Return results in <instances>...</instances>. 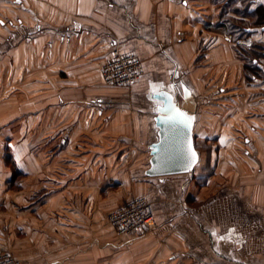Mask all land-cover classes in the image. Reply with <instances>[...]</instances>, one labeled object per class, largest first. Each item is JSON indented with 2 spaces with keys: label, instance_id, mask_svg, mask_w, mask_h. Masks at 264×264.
<instances>
[{
  "label": "crops",
  "instance_id": "crops-1",
  "mask_svg": "<svg viewBox=\"0 0 264 264\" xmlns=\"http://www.w3.org/2000/svg\"><path fill=\"white\" fill-rule=\"evenodd\" d=\"M14 2L24 15L52 14L62 9L66 10L62 14L86 17L83 21H74L73 26L67 28L74 33L70 39L61 37L62 43H69L66 47L73 42L71 40L75 34L89 30L90 33L87 35L93 36L96 49L103 48L107 53L104 61L112 47H119L122 51L137 55L143 70L140 80L127 86L128 89L103 88V91H97L94 97L89 98L91 103L81 101L78 89L77 96L70 97L64 87L54 88L52 76H48L49 86L46 87L45 95L54 91L57 93L56 96L62 99L63 102L57 104L59 113L57 116H51L45 125H42L41 120H35V125L30 121L26 123V127L33 129L32 137L34 132L36 135L40 134L41 128H44L45 133L48 131L46 128L51 129L48 131L51 132L50 135L45 138L47 152L56 154L57 150L61 149V153L67 156L65 158L68 165L62 170V175L66 176L64 182L66 186L73 185L78 189L81 196L71 193L69 197L64 191L61 192V201L56 202V207L61 204L62 210L67 208L66 215L63 210L58 218L53 219V214L51 217H44L45 229L41 233H37L35 229L34 233L27 235L29 232L25 231L22 234L25 238L18 237L16 240L13 232L12 236L18 248L36 247L40 244L42 247L39 249L44 250L45 264H69L70 260L72 264H104L102 256H108V263L105 264L250 263L252 253L248 252L251 258L246 261V250L249 249H245L247 243L243 232L229 227L227 221L223 222L222 218L217 220L208 216L198 217L193 213L196 204L185 199L186 194H191L189 183L191 173L163 177L145 175L150 157L149 147L157 140L154 118L159 114L158 108L166 104V96H170L181 109L184 108L186 112H191L189 114L195 116L198 112L195 109L199 103H208L204 99L210 89H216L212 97L214 104H224L222 100L228 99L229 96L225 95V85H228L226 80L229 70L238 63L241 66L243 62L238 59V54L236 55L234 43L224 36H228L226 31L229 32L231 27L238 24L236 19L240 14L232 13L229 8L226 11L223 3H220L217 9L211 0H204L203 3H200V0H19V2L14 0ZM201 4L204 8L198 7ZM262 6L260 9L264 18V5ZM256 7L258 5L247 6L248 14L243 17L249 19V22L254 20L256 10H253ZM229 16H233V22L229 20ZM16 22L22 24L20 18H17ZM0 25L2 28L5 27L4 19L0 18ZM251 25L253 29L250 41L256 42L259 48L263 47L259 50L261 55L256 60L255 67L263 76L252 80L250 86L245 85L246 88L254 90L251 93L254 96V104L258 106L255 111L257 117L255 116L252 121L237 120V117H234L233 121L227 124L238 123L241 128V122L244 123V129L243 131L240 129L239 135L244 138V143L255 144L259 150L262 149L264 140L255 130L260 123H264L259 121L264 115V22L258 23L256 20ZM43 27V33L50 37L51 25L46 24ZM34 28L35 31L42 32V25ZM47 36L44 39H47ZM48 40L46 47L53 50V41ZM88 45L90 48V42ZM67 54L64 56L60 53V56L62 59L68 58ZM47 59L46 67L52 68L51 58ZM87 59L89 62L94 60V57L92 55ZM97 73L100 80L99 66ZM214 76L216 82L209 83ZM96 93L102 94V98H96L99 97L95 96ZM244 101L246 102V97ZM47 105L49 104L45 103L41 111L45 112ZM190 105L194 112L187 108ZM227 108L229 116L228 105ZM209 118L199 119L201 125L196 124L198 118L195 119L192 131L194 146L196 135L200 140L212 138L211 141L215 144L228 141V137H223L220 132L223 121L217 123ZM227 128L232 126L228 125ZM234 131L236 130L233 129L232 133ZM231 136L235 139L234 142L239 144L237 135ZM96 138H99L100 142H95ZM91 141L94 142L83 148L82 143L89 144ZM76 148H83L84 153L74 154ZM257 153L261 155L262 150ZM38 154L29 153L28 162L20 167L28 176V181L33 176L40 175L38 172L43 169L39 168V165L44 162L45 158H40L44 152ZM24 155L25 153L19 158L27 159ZM14 159L17 160L15 155ZM127 162L130 163L127 169L129 176L124 173V163ZM26 167L27 171L24 170ZM42 172L44 176L47 175L46 170ZM104 174L126 176L127 183L122 179L102 181L101 177ZM187 177L189 178L186 180ZM117 184H121L119 188L128 193L125 197L118 198L114 195L117 191L114 187ZM66 186L61 187L62 190ZM45 189L47 190L46 187ZM37 191L38 187L33 198L36 197ZM102 192L109 201L107 206L112 208L129 197L130 193L145 195L153 211L155 227L129 238L117 236L112 229L102 231ZM33 202H36V199L31 203ZM42 202L47 203V208L53 209L52 201ZM204 206L212 209V201ZM34 208L35 205L32 210ZM81 208L84 211L80 212ZM37 221L35 215L34 218L30 217L29 223ZM22 222H28L26 217L22 218ZM16 232H21V229ZM42 233L44 237L37 236ZM6 235L5 231L0 229V250L5 248V242L9 239ZM53 241L61 243H55L56 246L53 247ZM102 243L110 249L103 248ZM33 251L36 254L37 248ZM17 253L23 255L19 250Z\"/></svg>",
  "mask_w": 264,
  "mask_h": 264
},
{
  "label": "rangeland",
  "instance_id": "rangeland-1",
  "mask_svg": "<svg viewBox=\"0 0 264 264\" xmlns=\"http://www.w3.org/2000/svg\"><path fill=\"white\" fill-rule=\"evenodd\" d=\"M203 1L200 0V3H203ZM216 1L218 0H213V2L211 0V3L213 6L215 4L218 7L217 9H219L220 3H223L224 7L227 3L226 11L229 8V11L237 14L242 11L245 12L250 3V0H235L230 3V0H223L220 3ZM198 4L199 2L197 1ZM198 7L204 8V5L201 4ZM13 8L16 9L14 10ZM64 11L66 10L58 9L52 14L24 15L14 0H0V18L4 19L6 24L4 28L0 25V229H3L7 234L6 238H9L5 242V248L1 249L0 252L14 254L22 264L35 262L45 264L44 250L39 249L42 247L40 244L36 247L18 248L16 241H14V236H12L13 232L16 240L18 237L25 238L22 235L25 231L29 232L27 235L34 233L35 229L37 233L44 232V217H51V214H53L52 217L55 219L60 217L61 211L64 210V215L67 213V208L62 210L61 204L56 207V202L61 201V192L64 191L65 195L69 197L71 193L81 196L78 189L73 185L66 186L64 182L66 176L62 175V170L68 165L65 158L67 156L61 153V149H58L59 151L57 150L56 154L47 152L48 147L45 145V138L50 135L51 132L48 131L51 129L46 128L48 131L45 133L44 128H41L39 130L41 133L36 135V132H34L32 137L31 132L33 129L26 127L27 122L33 121L32 123L34 124L35 120H41L42 125H45L51 116H57L59 113L57 104L62 103V99H59L54 91V93L51 92L45 95L46 87L49 86L48 79L50 78L48 76H52V86L54 88L64 87V89L68 90L70 97H76V90L78 89L81 101L85 100L84 102L88 103H91L89 98L94 97L95 92L103 91V88L116 89L114 87H121L107 85L99 80L97 67L99 66L100 69L107 53L103 48L96 49V45L92 40L93 36L87 35L90 33L89 30L79 32L78 35L75 34L71 40L73 42H70L71 44L68 47L66 45L69 43H62V36L70 39L74 33V31L70 32L67 28L73 26L74 21L86 19L84 16L62 14ZM245 13L248 14V12ZM17 18H20L22 24L16 22ZM229 19L233 22L232 17L229 16ZM46 24L52 27L50 37L43 33V26ZM37 25H42L41 33L35 31L34 27ZM247 25L251 26V22H247ZM234 31L235 29L230 28L229 32L226 31L228 36H224V38L234 43L236 55L238 54V59L243 64L240 66V63H238V67L234 66L233 69L229 70L228 79L226 80L228 85H225V95L229 97L222 100L224 104H214V98L212 97L216 89H210L204 99L208 103L203 104L200 102L195 109L198 110L197 116H195V119L198 118V120L196 119V124L199 123L201 125L202 123L199 119L205 117H210L209 119L217 123H221L222 120L223 125L220 132L223 137H228V141L215 144L211 141L212 138L200 140L197 135L195 136V149L199 158L193 173L190 174L191 194H186L185 199L196 204V208H193V213L198 217L208 216L217 220L222 218L223 222L227 221L229 227H233L235 230L237 228L243 232L247 243L245 249H249L246 250V261L251 258L248 256V252H250L252 253V261L248 264H264V142L261 145L262 149H259L262 150L260 155L257 153L259 151L257 145L244 143V138L239 135L240 129L241 131L244 129V123L242 124L241 122V128L238 123L234 125L227 124L229 121H233L234 117H237V120L248 121H252V119L257 117L255 111L258 106L254 104V96L251 93L254 90L245 86H250L252 81L246 69L251 66L252 59L259 58L261 55L259 50L263 47L259 48L256 46V42L250 41L251 36L240 31L236 33ZM45 36L49 39L48 41H53V50L48 49V46L46 47L47 39H44ZM88 42H90V48H88ZM61 46L64 47L60 48ZM60 53L61 55L63 53L64 56L65 53H68V58L62 59ZM90 55H93L94 60L88 62L87 58L91 57ZM45 57L51 58L52 68L46 67L48 59ZM215 78L216 76L209 83H215ZM72 93L73 95L71 96ZM95 96H99L96 98L100 99L103 95L96 93ZM244 97H246V102ZM45 103L49 105H47L48 107L44 112L41 111V107ZM227 105L229 107V116ZM187 108L190 111L194 110L191 105L187 106ZM263 120L264 115L259 121L264 122ZM228 125H231L236 131L232 133L233 129L227 128ZM263 126L264 123H260L257 129L253 128V130L258 132V135L260 133L264 140ZM252 132H250L251 135H254ZM231 134L237 135L239 144L234 142L235 139ZM30 139L31 141H29ZM94 141L98 143L100 139L96 138ZM94 141L89 144L82 143L83 148L90 146ZM83 148H76V152L73 151L74 154L84 153ZM42 152H44V155L43 157L40 155V158L45 159L39 165V168L43 169L38 172L40 175L33 176L28 181V176L21 170L23 163L28 162L29 153L40 154ZM23 153H25L24 157L27 159L19 158ZM14 155L17 160L14 159ZM257 155L258 158H256ZM69 164L75 166L73 163ZM129 164L128 162L124 163L126 176H129L127 172ZM45 166L47 168H44ZM24 170L27 171V167ZM43 170L47 171L46 176H44ZM126 176L117 174L107 176L104 174L101 179L102 181H118L122 179L126 182L128 178ZM62 184L64 185L62 186ZM64 186L66 187L62 190L61 187ZM119 186L121 184H117L114 187L117 190L114 195H117L118 198H123L128 193L122 191L123 189L121 190ZM37 187L36 197L33 198ZM111 189L108 188V190ZM103 192L101 200L102 231L112 229L115 233L116 231L113 227L108 225L105 220L107 211L115 210L125 201L133 198H146L143 194L130 193L129 197L124 198L116 207L112 208L107 206L109 201L105 198L106 194L103 195ZM184 192L187 191L184 190ZM43 194L45 195L42 196ZM69 197L68 199H70ZM35 199L36 202L32 204L31 202ZM45 200L53 202V209L46 207L47 203L42 202ZM209 201H212V209L204 206ZM34 205L36 208L32 210ZM63 205L65 206L66 203H63ZM200 205L201 207H199ZM188 210L190 211V209ZM79 211L82 212L84 209L81 208ZM35 215H37L38 224L29 223L30 217L34 218ZM20 217H26L28 222L21 223L22 218ZM18 229H21V232H16ZM116 235L120 236L117 233ZM37 236L44 237V234H37ZM55 243L58 244L61 241H53V247L56 246ZM102 247L109 248L105 243H102ZM34 248H37L36 254H34ZM18 250L22 252V256L18 255ZM53 260L55 261V259ZM102 260L105 261L104 264L108 263V256H102ZM69 264H72L71 260Z\"/></svg>",
  "mask_w": 264,
  "mask_h": 264
},
{
  "label": "built area",
  "instance_id": "built-area-1",
  "mask_svg": "<svg viewBox=\"0 0 264 264\" xmlns=\"http://www.w3.org/2000/svg\"><path fill=\"white\" fill-rule=\"evenodd\" d=\"M99 71L103 83L121 87L136 83L143 74L140 58L117 47L111 48L109 57L102 63ZM105 220L122 237H133L155 227L151 205L144 197L125 201L117 209L109 211ZM0 264L22 263L14 254L0 252Z\"/></svg>",
  "mask_w": 264,
  "mask_h": 264
},
{
  "label": "water",
  "instance_id": "water-1",
  "mask_svg": "<svg viewBox=\"0 0 264 264\" xmlns=\"http://www.w3.org/2000/svg\"><path fill=\"white\" fill-rule=\"evenodd\" d=\"M167 100V99H166ZM171 105L179 112L184 113L186 117L191 118L190 126L184 128L183 124L177 123L175 126L166 122V116L172 113L161 111L162 107H167L169 101L164 106L158 108V115L154 118L155 127L157 129V140L150 145V157L148 168L145 171L147 177H163L170 175H178L192 173L198 161V153L194 146L193 125L195 116L181 109L173 100ZM191 143L192 150L196 153V162L186 170L187 145Z\"/></svg>",
  "mask_w": 264,
  "mask_h": 264
},
{
  "label": "flooded vegetation",
  "instance_id": "flooded-vegetation-1",
  "mask_svg": "<svg viewBox=\"0 0 264 264\" xmlns=\"http://www.w3.org/2000/svg\"><path fill=\"white\" fill-rule=\"evenodd\" d=\"M232 0H230L229 1V3L231 2ZM250 3L248 4L249 6H251V5H258V7H256L253 11H255V15L253 16L254 17V20H252V21H250L251 23H255L256 22V20H257V22L258 23H261L262 21L264 22V18H262V14H261V9H260V7L262 6V5H264V0H250L249 1ZM226 5H227V3H226ZM226 5H225V9H227V7H226ZM263 7V6H262ZM247 11V8L245 9V12ZM244 11H242V12H240V15H238V16H240V17H237V19L236 20H238L237 21V23L238 24H236V25H234V26H236V27H231L232 29H235V31L234 32H242V33H244V34H246V35H249V36H251V33H252V29H253V27H252V25L251 26H248L247 25V22H249V19H246L245 17H243V16H245V13ZM248 12V11H247ZM232 13H234V12H232ZM242 16V17H241ZM232 18H233V16H232ZM235 19V18H234ZM230 20V19H229ZM231 21V20H230ZM231 23V22H230ZM245 23H246V25H245ZM259 25V24H258ZM253 42V41H252ZM257 46V45H256ZM256 58H254V59H252V61H251V66H250V68H249V73L251 74V70L250 69H254L255 71L254 72H252V74H251V80H254V79H257V78H262V76L263 75H261V74H259L258 73V68H255L256 67Z\"/></svg>",
  "mask_w": 264,
  "mask_h": 264
},
{
  "label": "snow or ice",
  "instance_id": "snow-or-ice-1",
  "mask_svg": "<svg viewBox=\"0 0 264 264\" xmlns=\"http://www.w3.org/2000/svg\"><path fill=\"white\" fill-rule=\"evenodd\" d=\"M19 2V0H17ZM169 101V105L167 107H162L160 110L172 113L171 115L166 116V122L170 123L171 125L175 126L177 123L183 124L184 128H188L190 126L191 118L186 117L184 113L179 112L173 105H171V97H165ZM196 153L192 150L191 143L188 142L187 145V160L188 163L186 165V170L191 167V165L195 164L196 162ZM223 239V237H221Z\"/></svg>",
  "mask_w": 264,
  "mask_h": 264
},
{
  "label": "trees",
  "instance_id": "trees-1",
  "mask_svg": "<svg viewBox=\"0 0 264 264\" xmlns=\"http://www.w3.org/2000/svg\"><path fill=\"white\" fill-rule=\"evenodd\" d=\"M263 18V17H262ZM250 68V67H249ZM249 68H247L246 70H247V72H248V76H249V78L251 77V74H252V72H254L255 70L254 69H250L251 70V74L249 73Z\"/></svg>",
  "mask_w": 264,
  "mask_h": 264
},
{
  "label": "bare ground",
  "instance_id": "bare-ground-1",
  "mask_svg": "<svg viewBox=\"0 0 264 264\" xmlns=\"http://www.w3.org/2000/svg\"><path fill=\"white\" fill-rule=\"evenodd\" d=\"M183 110H185L184 108H182ZM186 111V110H185ZM188 112V111H187ZM189 113H191V112H189ZM195 116V115H194Z\"/></svg>",
  "mask_w": 264,
  "mask_h": 264
}]
</instances>
